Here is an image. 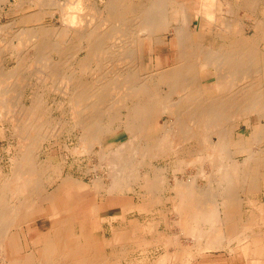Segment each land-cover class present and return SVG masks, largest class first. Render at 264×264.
Instances as JSON below:
<instances>
[{
    "label": "bare ground",
    "instance_id": "bare-ground-1",
    "mask_svg": "<svg viewBox=\"0 0 264 264\" xmlns=\"http://www.w3.org/2000/svg\"><path fill=\"white\" fill-rule=\"evenodd\" d=\"M56 11L61 25L40 17ZM170 35L174 60L156 67L146 41L157 53ZM1 130L0 264H129L132 251L135 264H188L223 249L264 264V203L246 197L264 189V0H0ZM68 185L96 195L92 214L107 193L133 199L112 252L66 260L84 239L72 221L56 250L32 241L10 256L36 209L71 210Z\"/></svg>",
    "mask_w": 264,
    "mask_h": 264
},
{
    "label": "crops",
    "instance_id": "crops-1",
    "mask_svg": "<svg viewBox=\"0 0 264 264\" xmlns=\"http://www.w3.org/2000/svg\"><path fill=\"white\" fill-rule=\"evenodd\" d=\"M148 46L150 49L148 51L145 50L146 54L154 53L156 67H159L160 61L163 65L171 64L174 60L173 53L170 51H157L153 52V48L151 46L150 40H147ZM160 45H168V43H162ZM170 48V47H169ZM175 56V52H174ZM159 57V58H158ZM120 133V132H119ZM123 132L122 134H124ZM126 134V133H125ZM75 192V191H74ZM62 193L66 201L69 204H72L71 210L68 213H65L59 217H55L53 219H49V215L51 212V207L48 204L44 207L45 211L41 210V213H36L30 216L27 219V226H23V240L21 242L16 240L15 244L11 245L12 256H22L25 254V251L30 249L32 241L38 243L41 247H47L50 252L57 249V243L54 237L61 236L63 234V228L65 224L74 222L75 223V231L78 234H82L83 239L81 242L77 244L69 245L68 252L66 254V260H74L78 259L84 255H89L93 253L94 248L96 251V257L98 259H102L107 257L108 253L112 252V246L105 243L106 239L111 238L113 236V227L118 224L120 221V217L117 214H121L123 210V205L130 203L133 199L128 195H119L117 193H107L103 197H98V213L92 214V205L97 203V197L94 193L89 195L86 190L85 191H76L73 196L72 186L68 185L62 189ZM254 198L257 200L256 204L264 203V189H258L256 192L247 194L246 197ZM262 196V197H261ZM75 197V199H74ZM247 197V198H248ZM76 200V202H75ZM118 206V207H117ZM122 207V208H121ZM246 207H250V205H246ZM88 209V211H87ZM121 211V212H120ZM91 213V214H90ZM44 218V220H43ZM56 219V220H55ZM42 221L41 224L37 227H32V224L35 222ZM55 220V221H53ZM105 222H108L109 225L106 227L104 225ZM255 228H259L258 226H254ZM37 229H42L39 236L33 238L31 240V232ZM30 237V238H29ZM96 237V239H95ZM92 238V239H91ZM98 238V239H97ZM98 246V247H97ZM149 249V248H148ZM219 251H225L227 256L222 257H230L227 262L224 260H217L214 262L209 261H200V263L196 264H235L233 259H238V261H242V264H249L247 256L243 253L242 250L232 251L228 249H223ZM218 252V251H217ZM214 253L208 254L207 252L202 253L199 257L194 260H198L200 257H212ZM138 255V254H137ZM138 257V256H136ZM139 257H150L147 255H142ZM153 257V256H152ZM151 260V258H149ZM193 261V260H192ZM190 261L188 264H191ZM137 262V261H136ZM137 264H140L139 262Z\"/></svg>",
    "mask_w": 264,
    "mask_h": 264
},
{
    "label": "rangeland",
    "instance_id": "rangeland-1",
    "mask_svg": "<svg viewBox=\"0 0 264 264\" xmlns=\"http://www.w3.org/2000/svg\"><path fill=\"white\" fill-rule=\"evenodd\" d=\"M60 2H66V0H60ZM41 8H43V9H47V7H44L43 5H41L40 6ZM48 10H53V9H48ZM196 11V10H195ZM41 15H44L43 14V12H41L40 13ZM196 13H194V15H195ZM11 16V17H10ZM46 16V17H45ZM56 16H57V18H56V20H51L50 19V16H48V15H44V16H40V17H44V18H46V20L50 23V22H54L55 24H57V25H61L62 24V20H61V15H60V12L59 11H56ZM8 18H10V19H13L14 18V16H12V15H8V16H5L4 17V19H3V21H7V19ZM57 21V22H56ZM61 22V23H60ZM249 33H252V31H250ZM170 37H171V35H170ZM74 39H75V41H77L78 42V39H77V37H74ZM214 43H215V40H214ZM216 45H218V42H216ZM170 47V48H169ZM175 47H176V44H175V42H174V39L171 37V42H170V46H168V45H158V47H157V51H162V52H167V51H170L171 50V52L173 53V57H174V51H175ZM150 49V47L148 46V42L146 41V45H145V50L146 51H148L149 49ZM85 52H80V55H83ZM55 56V54H53L52 55V58ZM159 58V57H158ZM14 62H15V58H10L9 59V65H13L14 64ZM2 64H3V62H2ZM49 92V88L47 89V93ZM49 94V93H48ZM49 97V99H50V103H52V106L54 107V110H53V107H52V111L54 112H52L55 116H63L64 115V113H63V110H62V108H60V107H58V105H56L57 103H53V100H55V102H58L59 103V100L61 99V95L57 92V91H52L51 93H50V95L48 96ZM67 107V106H66ZM65 107V108H66ZM162 106L161 105H159L158 106V115L160 114L161 116H162ZM163 117H165V116H163ZM149 128V127H148ZM246 128V126L245 125H243V127H242V129L244 130ZM146 129V128H145ZM4 133H3V131L1 130L0 131V163H2V164H4V168H5V170L6 171H9V169H10V159H9V157H10V153L9 152H7V145H9V131L8 130H6V137H2V135H3ZM64 135V136H63ZM67 136H68V133H64V134H62V137H61V142H63V143H65L66 141H68L69 139H67ZM120 137L118 138V141H119V143L121 142V141H123V140H125L126 138H127V134H121V135H119ZM7 147V148H6ZM53 148V147H52ZM98 149V148H97ZM45 151V150H44ZM51 151H52V153H54V155L55 156H62V152H60V155H59V151H57V150H54V149H51ZM57 154V155H56ZM9 163V164H8ZM6 165V166H5ZM8 165V166H7ZM86 164H84V166H85ZM65 169L67 170L68 169V166H65ZM85 179L87 180V181H89V179H90V177L87 175H85ZM262 197V196H261ZM264 197V196H263ZM44 207L45 206H42L41 208H39V209H36V213H41V210L42 211H45V209H44ZM35 213V214H36ZM34 215V214H33ZM29 218V217H28ZM43 220H44V218H43ZM53 221H55V220H53ZM41 220L39 221V222H35V223H33L32 224V227L34 228V227H37V226H39L40 224H41ZM104 225L106 226V227H108V225H109V223L108 222H105L104 223ZM41 231H42V229H37V230H34L33 232H31L32 234V236H31V239H33V238H36L37 236H39L40 235V233H41ZM30 238V237H29ZM16 243V240H15V238L12 240V244H15ZM149 248V251H148V255L150 256V258L152 259L153 257H152V255H153V253L156 251V248H155V246H149L148 247ZM137 251L135 252V251H132L131 252V256H129V257H127V259H126V262H128L129 264H135L134 263V261H135V259H136V256H137ZM10 256H12V255H10ZM222 256H227V253L225 252V251H218V252H214V254H213V256L212 257H200L198 260H193L192 262H191V264H196V262L197 263H200V261H209V262H214V261H217V260H221V261H225V262H227V260L230 258V257H222ZM18 257H21V256H18ZM232 259V261H235L234 263L235 264H242V261H238V259H233V258H231ZM124 262V261H123ZM232 264V263H231Z\"/></svg>",
    "mask_w": 264,
    "mask_h": 264
}]
</instances>
